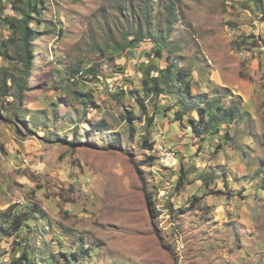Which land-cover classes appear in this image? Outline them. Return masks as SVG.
<instances>
[{"label":"rangeland","instance_id":"rangeland-1","mask_svg":"<svg viewBox=\"0 0 264 264\" xmlns=\"http://www.w3.org/2000/svg\"><path fill=\"white\" fill-rule=\"evenodd\" d=\"M28 1L0 0V264H264V0H45L24 36ZM171 61L193 96L147 91Z\"/></svg>","mask_w":264,"mask_h":264},{"label":"trees","instance_id":"trees-1","mask_svg":"<svg viewBox=\"0 0 264 264\" xmlns=\"http://www.w3.org/2000/svg\"><path fill=\"white\" fill-rule=\"evenodd\" d=\"M45 2V0H38L36 3L32 4V0H29L27 2L26 5V12L25 15L22 19H20L18 21V23H15L16 25V29L22 30L23 33L25 34L24 36H28V30H27V26L28 24H30L31 22V17L32 14L31 12L34 10V6L36 9H38L41 4H43ZM37 4V5H36ZM24 12V11H23ZM169 15L170 16H174V9L169 10ZM171 23H168V31L166 32V37H163L162 35H152V33L150 32H155V31H151V29H148L147 31V37L150 38H154V40H156L157 45H158V54L162 55V43L164 42V39H168L167 36L170 35V32L172 31V26H170ZM137 35L140 33V31L136 32ZM3 53L0 54H4L5 56L7 55V51H2ZM29 62V59H28ZM176 65L174 62H170L166 67L164 68H160L161 74L157 75V76H150L147 77V79H145V83L144 86L147 88V91L156 94L157 96H161L162 94L165 93V91L169 90V88H173V89H181L182 93L184 95L187 96H193L192 95V83H191V79L193 77V74L191 72V70H184V69H175ZM72 73H75L74 71H72ZM163 82L167 84V87H165L163 85ZM0 84H2V81L0 80ZM151 84V85H150ZM27 89V86L25 84L20 85L19 88V93L17 94L19 96L20 99L23 98L22 94L23 92ZM8 94V93H7ZM190 103H187L186 106H190ZM203 111V110H201ZM217 116V115H216ZM235 116V110L232 108L231 110V117ZM134 115H129V121H132L134 119ZM34 125V124H33ZM100 126L99 124H96V126ZM147 149L152 151L154 149V145L153 143H150L147 146ZM157 153L156 156H154L152 153L148 156V159L150 161H154L155 159H157ZM10 213V220H11V227L13 228L14 231H17L18 229H20L23 226V222H24V217L22 214H17V213H13V209L9 210ZM26 256H20L17 257L16 259L13 260V262L11 264H26L25 263V259Z\"/></svg>","mask_w":264,"mask_h":264},{"label":"built area","instance_id":"built-area-1","mask_svg":"<svg viewBox=\"0 0 264 264\" xmlns=\"http://www.w3.org/2000/svg\"><path fill=\"white\" fill-rule=\"evenodd\" d=\"M158 160L162 166L166 169L175 168L178 162L180 163L179 157L177 156L175 150L171 146L165 145L160 149L156 148Z\"/></svg>","mask_w":264,"mask_h":264},{"label":"bare ground","instance_id":"bare-ground-1","mask_svg":"<svg viewBox=\"0 0 264 264\" xmlns=\"http://www.w3.org/2000/svg\"><path fill=\"white\" fill-rule=\"evenodd\" d=\"M171 92V91H170Z\"/></svg>","mask_w":264,"mask_h":264}]
</instances>
